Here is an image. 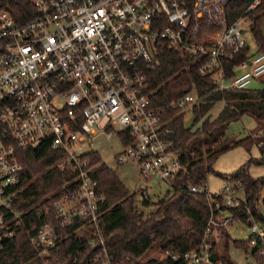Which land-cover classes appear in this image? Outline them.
Segmentation results:
<instances>
[{
	"label": "built area",
	"instance_id": "built-area-1",
	"mask_svg": "<svg viewBox=\"0 0 264 264\" xmlns=\"http://www.w3.org/2000/svg\"><path fill=\"white\" fill-rule=\"evenodd\" d=\"M30 1L36 15L22 26L0 6V264H19L17 256L4 252L3 240L14 235L23 214L38 206L24 211L13 206L22 189L18 151L47 140L62 154L53 166L69 175L48 195L50 205L36 211L40 220L28 236L30 244L44 258L58 242L60 229L89 225L96 235L88 243L102 249L93 259L114 264L98 232L104 195L97 190L88 154L98 151L95 145L102 139H113L119 146L113 155L116 164L131 162L144 177H158L171 186L184 170L181 151L169 138L166 110L151 102L148 75L160 63L157 52L165 47L190 57L220 90H243L263 78L264 52L250 54L225 77L220 62L246 43L239 21L249 20L244 25L248 29L251 22L239 17L227 24L228 0ZM261 2L253 0L249 9ZM195 103L192 90L172 105L191 112ZM188 188L203 194L211 206L203 241L180 256L165 254L189 264H222L212 258L215 227L233 219L227 208L241 200L227 184L217 194L204 185ZM221 212L229 217L221 220ZM246 222L249 246L264 244V226L252 215Z\"/></svg>",
	"mask_w": 264,
	"mask_h": 264
},
{
	"label": "trees",
	"instance_id": "trees-1",
	"mask_svg": "<svg viewBox=\"0 0 264 264\" xmlns=\"http://www.w3.org/2000/svg\"><path fill=\"white\" fill-rule=\"evenodd\" d=\"M252 1L228 0L225 3V20L229 24L239 17H248L257 50L264 52V2L249 9ZM0 6L9 10L17 26L24 25L36 15L30 0H0ZM249 52L250 46L245 43L242 49L220 62L226 78L248 60ZM156 55L160 63L148 75L151 102L153 106L166 110L164 118L171 131L169 138L181 151L184 170L172 178L171 190L153 202L146 190H141L140 196L130 191L115 170L103 162L98 151L88 154L94 166L97 190L104 195L97 222L98 232L114 264H189L181 257L173 259L168 255L142 259L152 248L180 256L203 241L211 206L203 194L191 191L188 186L204 185L207 174L214 172L212 162L232 145H242L247 150L256 145L260 155L250 157L233 173L221 175L232 191H243L240 204L227 210L234 220L246 222L252 215L264 224V199L260 194L264 189V176L253 178L248 173L250 163L264 165V87L220 90L209 75L199 73L197 64L192 63L190 57L165 47ZM259 81L264 83V77ZM192 90L196 93L197 103L192 106L191 114L196 119L193 126L185 130V111L173 107L172 103ZM218 101L223 102L222 109L211 118L208 113ZM243 115H249L256 121L260 134H249L216 146L221 136L225 135L224 126ZM18 154L22 164L19 182L22 189L13 198V206L19 211L38 206L27 215L23 214V222L16 227L14 235L3 240L4 252L8 256H17L19 264H101L100 260L93 259L102 250L101 247L88 243V239L96 235L94 227L86 225L88 231L79 233L77 223L60 229L58 242L50 254L38 257L28 238L40 220L35 216L36 211L50 205L48 195L60 188L69 172L53 166L62 154L52 148L48 140L35 148L19 150ZM222 234H225L226 252L219 256L213 250L212 258L222 264H236L227 253L229 243L249 249V239H232L225 230ZM261 249H264L263 243L251 249L256 264H264Z\"/></svg>",
	"mask_w": 264,
	"mask_h": 264
},
{
	"label": "rangeland",
	"instance_id": "rangeland-1",
	"mask_svg": "<svg viewBox=\"0 0 264 264\" xmlns=\"http://www.w3.org/2000/svg\"><path fill=\"white\" fill-rule=\"evenodd\" d=\"M239 22L243 27V38L245 39L246 43L250 46L249 53H256L257 45L248 27H244L245 24H248L249 20L241 19ZM261 87H264V83L256 79L252 80L248 85V88ZM222 106V101L216 102L209 111V116L211 118L216 117L222 109ZM191 115V112L185 111L186 119H188ZM258 127V124L251 116L243 115L238 119L230 121L224 126L223 131L225 135L221 136L216 146L221 144L223 145L226 142L231 143L249 134L252 136L259 135L260 133L258 132ZM101 141L102 142L100 144L95 145V148L100 152L103 162L108 167L115 170L120 180L127 186L130 191L137 192V194H139L140 196L141 190H146L148 192L149 197L154 202L155 200H157V198L161 197L164 193H166L167 190H171V186H169L167 183H165L162 179L158 177H144L140 175L135 165L131 162H127L122 165L116 164L113 155L119 149V146L115 144V141L113 139H102ZM259 155L260 152L256 145H252L250 147V150L245 149L242 145H232V147L219 154L215 161L212 162L214 172L207 174L204 187H206L211 194H217L221 192V190H223V184L228 185L227 181H225V179L221 177L222 174L228 175L233 173L237 168L245 164L246 161L250 159V157H258ZM248 173L253 178L262 177L264 176V165L250 163ZM230 194L236 199H243V191L237 192L234 190L232 191L230 189ZM148 210L149 208L146 209V211ZM228 214L229 213L221 212V220L228 218ZM218 215L219 210L216 211V216ZM232 220H230L225 226L222 225L215 227V233L213 236V249L219 256H222L223 253L226 252L224 249L225 234H222V231L224 232L225 230L226 233L232 239L247 240L250 236L249 225L247 222L242 221L240 219L234 220L233 222ZM257 222L259 225L264 226L262 222ZM80 230L81 231L78 230L79 233L87 232L88 228L83 227ZM251 249L252 247H249V249H245L241 246H235L231 242L229 243V246L227 248V253L230 255L231 260L236 264H256L255 259L251 255ZM164 255H166L165 252L161 251L159 248H152L146 253L142 260L145 261L150 258H161Z\"/></svg>",
	"mask_w": 264,
	"mask_h": 264
},
{
	"label": "water",
	"instance_id": "water-1",
	"mask_svg": "<svg viewBox=\"0 0 264 264\" xmlns=\"http://www.w3.org/2000/svg\"><path fill=\"white\" fill-rule=\"evenodd\" d=\"M262 34H263V38H264V29L262 30ZM195 119H196V116L195 115H191L188 119H186L184 121L185 130L190 129L193 126V124L195 122ZM260 194H261L262 198L264 199V189L261 190Z\"/></svg>",
	"mask_w": 264,
	"mask_h": 264
}]
</instances>
